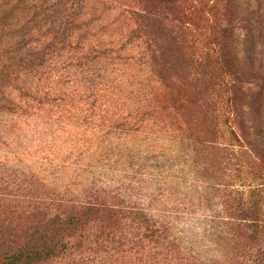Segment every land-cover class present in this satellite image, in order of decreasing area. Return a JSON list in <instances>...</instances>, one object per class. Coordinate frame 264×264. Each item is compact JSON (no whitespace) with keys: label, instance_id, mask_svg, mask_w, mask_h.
Wrapping results in <instances>:
<instances>
[{"label":"trees","instance_id":"1","mask_svg":"<svg viewBox=\"0 0 264 264\" xmlns=\"http://www.w3.org/2000/svg\"><path fill=\"white\" fill-rule=\"evenodd\" d=\"M161 2L165 12L120 11L124 30L108 38L84 0H0V113L123 121L127 135L186 142L220 188L217 264H264V0ZM202 27L204 47L193 34ZM36 182L0 178V264H192L167 226L121 195L55 201Z\"/></svg>","mask_w":264,"mask_h":264},{"label":"rangeland","instance_id":"2","mask_svg":"<svg viewBox=\"0 0 264 264\" xmlns=\"http://www.w3.org/2000/svg\"><path fill=\"white\" fill-rule=\"evenodd\" d=\"M161 1L84 0V6L97 28L114 38L125 26L120 11L165 12ZM258 1L263 0H252ZM3 11L0 7V16ZM193 30L196 45L204 47L207 33L203 27ZM146 68H137L135 74L147 75ZM152 97L163 116L165 91L156 87ZM57 116L24 119L0 113V178L10 183L11 178L31 177L37 180L36 189L55 201L84 203L89 193L112 191L167 226L169 241L186 263L223 261L220 188L213 177L202 178L186 142L142 131L127 135L123 121L113 128L93 127L78 121L66 124Z\"/></svg>","mask_w":264,"mask_h":264}]
</instances>
